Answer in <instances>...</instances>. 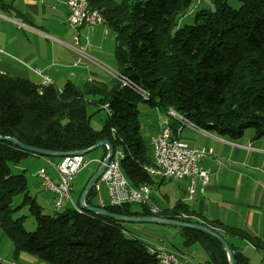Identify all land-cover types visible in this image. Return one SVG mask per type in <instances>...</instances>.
<instances>
[{
	"label": "trees",
	"instance_id": "trees-1",
	"mask_svg": "<svg viewBox=\"0 0 264 264\" xmlns=\"http://www.w3.org/2000/svg\"><path fill=\"white\" fill-rule=\"evenodd\" d=\"M238 1L237 8H229L227 0H212L213 8L195 11L193 23L179 26L195 0H88V7L98 9L114 38L118 76L144 89L147 99L116 77L108 84L67 81L59 90L53 84L40 86L0 73V136L52 151L83 150L107 139L114 149L123 148L120 167L127 179L148 186L159 178L143 169L152 161L149 140L141 134L140 101L165 115L172 108L198 128L220 136L237 139L246 129H252L253 138L263 136L264 0ZM106 103L112 115L94 130L88 107L92 104L99 110ZM176 122H170L173 133ZM105 150L102 147L99 160ZM28 156L35 155L0 140V230L12 243L13 258L27 252L46 264H158L147 243L126 236V222L71 208L44 213L29 192L25 174L13 173L9 166ZM95 195L92 188L86 202L94 204ZM136 206L104 208L123 215H151L149 206ZM21 207L34 217L33 231L24 228L22 216L13 217ZM159 215L206 224L225 239L230 235L264 252L260 237L220 221L194 220L185 203ZM179 229L183 247L202 246L207 254L203 264H228L215 238ZM230 245L236 264H249L248 257ZM0 264L8 263L0 260Z\"/></svg>",
	"mask_w": 264,
	"mask_h": 264
},
{
	"label": "crops",
	"instance_id": "crops-1",
	"mask_svg": "<svg viewBox=\"0 0 264 264\" xmlns=\"http://www.w3.org/2000/svg\"><path fill=\"white\" fill-rule=\"evenodd\" d=\"M66 16L67 8L57 0H0V48L3 50L0 55V72L39 84L41 76L34 70L39 69L59 89L67 81L77 85L85 81L108 84L117 72L113 36L103 23L92 30L85 26L71 28L66 23ZM75 37L78 39L77 43ZM82 37L84 40L81 43ZM95 56L108 62L110 67L105 71L95 65V59L98 60ZM155 119L153 130L146 132L148 140L158 132L165 114L158 111ZM173 122L175 121H171ZM172 125L176 132L180 127L178 137L188 145L212 148V154L200 159V165L210 170V178L204 185L196 180V192L192 198L188 197L187 191L189 178L156 179L150 185L151 205L160 210H168L176 204L185 203L193 212L191 217L194 220L204 223L220 221L264 240V135L253 138V132L244 131L239 138L231 139L190 125H179L177 122ZM101 155L102 152L95 160L96 165ZM27 158L31 162L37 160L38 167L43 166L49 174L52 172L56 175L54 169L47 165L46 158ZM91 174L89 172L88 177ZM32 176L36 178L37 186H31L29 192L37 201L41 200L43 205L49 203L53 208L54 193L43 187L35 171ZM168 182L176 185H166ZM153 189L160 193L163 204L152 196ZM94 200L99 204L103 201L97 195L92 199L93 203ZM77 201L70 196L63 207L76 209ZM0 232L2 242L4 233ZM226 239L248 257L249 264L251 257H254L255 264H264V252L236 237L229 235ZM12 251V243H8L4 257L11 255L12 260H4L2 254L0 260L8 264L31 263L24 260L30 259L23 254L25 252H20L13 258ZM31 264H36V261ZM196 264L203 263L196 261Z\"/></svg>",
	"mask_w": 264,
	"mask_h": 264
},
{
	"label": "built area",
	"instance_id": "built-area-1",
	"mask_svg": "<svg viewBox=\"0 0 264 264\" xmlns=\"http://www.w3.org/2000/svg\"><path fill=\"white\" fill-rule=\"evenodd\" d=\"M67 8L66 23L71 28L85 26L92 30L97 25L102 24V16H99L96 9L88 7L86 0H57ZM75 43L78 39L75 37ZM3 50L0 48V55ZM41 76L40 86L51 84V79L47 75H43L39 69H34ZM1 73V72H0ZM60 90V89H59ZM139 92V91H138ZM143 97V94H141ZM104 109V105L101 106ZM172 120L177 121L179 125L195 126L187 118L172 109ZM172 120H163L159 125L158 132L149 139L150 149L156 154V151H164L167 154V164L161 165V169L169 170L168 179L189 178L188 197L195 195V182L199 180L202 185L206 184L210 178V170L200 165V159L204 155L213 153L212 148H199L188 145L185 141L178 137L177 133L169 132V123ZM200 129V128H199ZM157 142H164V149H157ZM47 165L51 166L56 174L57 181H54L46 168L41 166L35 170V175L41 180L43 187L54 193L53 207L60 210L65 199H69L72 190V181L79 171L88 166V160L84 154H72L57 158L53 162L52 159L46 158ZM99 160L98 162H100ZM143 169L153 177H157V173L147 168L146 164ZM161 179V178H159ZM99 183L106 186V197L99 204L104 207L106 205H122L135 204L149 206L152 215H159L160 209L151 205V189H143L138 185L132 184L127 178L119 176L117 155H112L105 169L93 186L94 192L97 194ZM77 211H81L76 208ZM161 249V256L157 260H164L166 264H196L194 258L187 254L163 247H154L147 245V250ZM14 264V263H10Z\"/></svg>",
	"mask_w": 264,
	"mask_h": 264
},
{
	"label": "rangeland",
	"instance_id": "rangeland-1",
	"mask_svg": "<svg viewBox=\"0 0 264 264\" xmlns=\"http://www.w3.org/2000/svg\"><path fill=\"white\" fill-rule=\"evenodd\" d=\"M227 5L229 8H237L239 6L238 0H227ZM213 2L212 0H195L193 6L189 9V11L186 13L184 17L181 18L179 21V26L193 23L194 20V14L195 11L202 9V8H213ZM84 38L82 37L81 43L83 42ZM113 50V49H112ZM98 60L95 59L94 64L100 67L101 69H104L105 71L107 68L110 67L108 62H105L104 60L100 59L99 57L95 56ZM113 74V72H112ZM138 109L140 113V122H141V134L147 138L148 135L146 132L152 131L153 126L156 125V115L158 113V110L155 107L150 106L146 102L140 101L138 103ZM88 113L91 115L90 117V125L94 130H100L105 122V120L108 118L106 111L102 108L97 110V106L95 105H89L88 107ZM245 131L253 132L252 129H247ZM102 152V147H98L92 151H89L86 153L85 158L90 161L89 166L85 169H82L77 173L74 180L72 181V190H71V196L74 200H78V194L81 190V187L84 185V183L87 181L89 172H93V170L96 169V158L100 153ZM151 152V150H150ZM53 161H57V157H52ZM23 165V166H22ZM11 170L13 173H24L28 180V188L30 189L31 186H37L36 178H33L32 173L38 168V162L37 160H34L31 162L28 158L24 159L20 164L14 165L12 163L9 164ZM22 166L21 168H19ZM51 171V170H50ZM51 177L54 181H57L56 175L54 176V173L51 172ZM99 190L97 191V197L100 199H104L106 197V186L104 183H99ZM173 185L175 186V183L168 182L166 185ZM154 190V189H153ZM152 190V196L160 202V204H163V202L160 200V193L157 190ZM32 192V191H31ZM67 202V199L64 200V202ZM19 202V197L15 199V203ZM38 202L42 205L43 212L53 214L55 211L54 207L52 208L51 205L48 203V205H43L41 200ZM63 202V206H64ZM94 204L99 205L97 200H94ZM62 206L61 209L64 207ZM71 207V206H70ZM134 208H138L135 204H133ZM152 215V214H151ZM23 217V226L28 231H33L35 229V220L34 217L28 212L26 207L18 208L13 215V217ZM125 234L126 236L130 238H137L141 241L151 244L154 247H163L170 250H181L188 256L194 258L195 261L198 263H203L204 259H207V254L202 248V246L198 243L190 246V247H183L182 245V237L180 236V229L177 226H173L170 224H163V223H125ZM1 233V232H0ZM3 241H0V254H2L4 260H12V256L9 255L8 257H4V252L6 249V246L11 244V241L8 239L5 234H3ZM30 257V259H24L29 262L36 261V264H46L45 261L38 258L36 255L30 254V253H23ZM254 257H251L252 261L250 264H255ZM34 259V260H31ZM20 261V259H19ZM29 263V264H31Z\"/></svg>",
	"mask_w": 264,
	"mask_h": 264
},
{
	"label": "water",
	"instance_id": "water-1",
	"mask_svg": "<svg viewBox=\"0 0 264 264\" xmlns=\"http://www.w3.org/2000/svg\"><path fill=\"white\" fill-rule=\"evenodd\" d=\"M0 140L7 141L9 143H13L17 145L20 149L29 152L35 156H41V157H62L66 155H72V154H86L89 151H92L98 147H105V155L102 158V160L98 163L96 169L92 172V174L87 179L84 188L78 198V209L84 210L93 214H101L104 216H107L109 218L115 219L120 222H126V223H163V224H170L173 226H177L180 228H188L197 230L203 233H206L210 235L211 237L215 238L218 242L221 243L223 246L226 256H227V262L228 264H236L234 253L232 250V247L230 243L222 236L220 235L215 229L211 228L210 226L202 223L197 222H190V221H183L179 219L170 218L167 216H158V215H140V216H131V215H123L114 213L111 211H108L104 207H101L99 205L95 204H89L86 202V198L90 190L93 188L94 184L100 177L101 173L105 169L106 164L109 162L112 154H113V146L107 139H100L98 140L94 145H92L89 148L83 149V150H74V151H52V150H46L41 149L37 147H33L30 145H26L22 142H20L15 137L10 136H0Z\"/></svg>",
	"mask_w": 264,
	"mask_h": 264
},
{
	"label": "bare ground",
	"instance_id": "bare-ground-1",
	"mask_svg": "<svg viewBox=\"0 0 264 264\" xmlns=\"http://www.w3.org/2000/svg\"><path fill=\"white\" fill-rule=\"evenodd\" d=\"M88 1V0H86ZM98 11V9H96ZM99 16H101L100 12L98 11ZM114 76L116 78H119L122 80V82L128 86H130L133 90L139 91L140 94H143V98L147 99V95L148 93L140 88L137 85L132 84L128 79L126 78H121L118 76V73H114ZM104 110L106 111V114L108 117H110L112 115V111L108 105V103L104 104ZM164 120H172V108L168 109L167 114L165 115V119ZM169 132H172V129L170 127V123H169ZM174 133H177L176 130ZM157 149H164V142H157ZM151 150V149H150ZM124 150L122 147H118L115 148L113 150V154L112 155H117V164H118V171H119V176L121 178H127L124 173L121 170L120 167V161L122 160V158L124 157ZM151 163L150 164H146L147 168L154 171V173H157V177L158 178H162V179H168L169 178V170H165V169H161V165H166L167 164V154L164 151H156V154L151 150ZM150 175V174H149ZM140 186V188L143 189H150V186L142 184V185H138ZM77 210V209H76ZM152 256L155 257V259L157 260V257L161 256V249H154L153 251L151 250H147ZM158 264H166L164 262V260H157Z\"/></svg>",
	"mask_w": 264,
	"mask_h": 264
}]
</instances>
